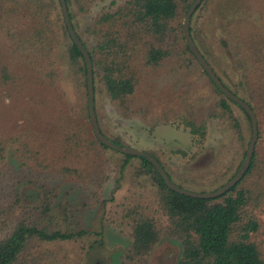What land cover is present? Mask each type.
Instances as JSON below:
<instances>
[{"label":"trees","instance_id":"trees-1","mask_svg":"<svg viewBox=\"0 0 264 264\" xmlns=\"http://www.w3.org/2000/svg\"><path fill=\"white\" fill-rule=\"evenodd\" d=\"M194 1L126 0L98 13L89 24L86 16L95 0L66 3L93 62L101 132L117 145L125 144L106 133L100 99L123 118L138 119L149 134L169 125L189 133L195 144H203L212 131L225 136L206 172L213 183L200 185L213 187L201 191L207 193L237 174L252 125L247 112L215 85L185 40L183 22ZM190 31L223 84L255 111L261 139L264 0H204ZM87 82L84 57L68 33L59 0H0V91L5 97L0 103L10 111L20 108L17 120L13 116L5 121L9 133L0 132V181L12 145L16 149L11 155L21 171L8 190L0 184V203H8L0 205V214L11 215L3 221L9 231L0 234V264H35L37 256L25 255L29 247L78 242L89 234L86 229L64 230L52 214L57 202L51 196L40 207L21 204L18 185L55 177L102 185L111 178L110 168L122 174L129 169L138 186L111 213L112 223L131 239L125 264H148L166 237L182 245L178 264H264V149L259 151L257 143L245 176L221 197L181 195L167 187L146 158L117 153L97 139L89 117ZM110 153L118 158L112 161ZM146 178L155 189L153 200L141 182Z\"/></svg>","mask_w":264,"mask_h":264},{"label":"rangeland","instance_id":"rangeland-1","mask_svg":"<svg viewBox=\"0 0 264 264\" xmlns=\"http://www.w3.org/2000/svg\"><path fill=\"white\" fill-rule=\"evenodd\" d=\"M125 1L95 0L91 12L86 16L87 23L89 24L92 17L98 13L111 8L115 9ZM1 98L5 99L1 96L0 91V100ZM99 101V113L105 117L104 120L108 121V124H103V127L109 136L120 137L125 143L123 146L136 148L150 154L154 153L166 166L176 182L175 184L186 185L191 188L190 191H195L194 189L198 188V191L195 192L200 193L213 188H204L200 185L213 183L212 178H209L206 172L214 162L216 148L225 136L222 134L220 136L216 131H212L203 144H195L189 133L169 125L160 126L149 134L143 129V125L138 119L123 118L116 107L110 103L104 104L102 99ZM6 105L12 106L9 99H6ZM5 108L0 103V132L3 131L6 135L10 131L8 122L5 123L6 119L14 116L12 120H17L20 108L18 105L14 106L11 111ZM262 134L263 137L258 138L257 142L259 151L264 149V125ZM9 148L6 154L8 155L7 166L3 169V181H0L6 190L15 183L18 174L21 173L16 165L14 154L11 155V152H15L16 146L12 145ZM178 151H184L186 155ZM107 156L112 161L118 158L114 153ZM108 175L111 178L104 180L102 185L82 184L60 177L51 178L39 184L27 180L18 185L16 190L23 202L21 204L31 208L40 207L44 204L42 202L51 196L57 202L54 203L55 210L52 214L59 217L58 224L64 230L67 228L86 229L89 232L84 239L78 242L31 246L25 255L30 258L37 256L35 264H125V254L131 246V239L112 223L111 213L115 206L124 202L134 191H137L138 186L135 185L134 177L129 169L122 174L110 168ZM194 181L195 184H193ZM141 182L147 190H150L145 194L153 200L155 189H151V180L146 178ZM2 187H0V195L3 194ZM51 191L54 192V196L51 195ZM7 204L0 203L3 206ZM155 205L158 212L159 205L158 203ZM261 216L264 222V214ZM10 217L11 215L7 212L4 215L0 214V234L4 235L9 231L10 226L7 228L3 221ZM262 247L264 249V242ZM41 253L50 256L44 259L45 255ZM181 253V243L176 239L166 237L151 253L148 264H178ZM40 255L43 256L42 259L38 258Z\"/></svg>","mask_w":264,"mask_h":264},{"label":"water","instance_id":"water-1","mask_svg":"<svg viewBox=\"0 0 264 264\" xmlns=\"http://www.w3.org/2000/svg\"><path fill=\"white\" fill-rule=\"evenodd\" d=\"M60 5H61V10L63 14V18L68 30V33L70 37L72 38L73 42L75 45L78 47L80 52L82 53L86 67H87V85H88V111H89V117H90V122L92 124L94 134L97 137V139L105 145L107 148L120 153L124 155H131V156H137V157H144L148 161H150L154 167L158 170L160 175L163 177L165 180V184L167 187L174 191L177 192L181 195L192 197V198H198V199H215L218 197H221L225 193L229 192L233 187H235L245 176L246 172L248 171L252 158L254 156V152L256 149V145L258 142L259 138V130H258V118L255 113V111L251 108V106L235 95L232 91H230L220 80V78L217 76L211 65L207 62L203 54L200 52L198 49L197 45L195 44L192 36H191V31H190V24H191V19L198 9V7L202 4L204 0H195L192 6L190 7L184 23H183V33L185 40L191 50V52L194 54L196 57L197 61L199 64L203 67L204 71L209 75V77L212 79V81L215 83V85L220 89V91L231 101H233L235 104L240 106L242 109H244L247 114L249 115L251 119V125H252V137L251 141L248 147V151L246 154V157L238 170L237 174L234 176L233 179H231L229 182H227L224 186L220 187L219 189L212 191V192H207V193H200V192H195V191H190L181 188L177 184H175L170 176L168 175L167 171L164 169V167L161 165V163L150 153L146 151H142L136 148L132 147H127V146H121L117 145L114 143L112 140H110L108 137H106L100 130L99 123H98V118L96 115V110H95V89H94V67H93V62L90 57V54L87 50V48L84 46V43L82 40L79 38L77 35L72 21L70 17V13L68 10V6L66 3V0H59Z\"/></svg>","mask_w":264,"mask_h":264}]
</instances>
